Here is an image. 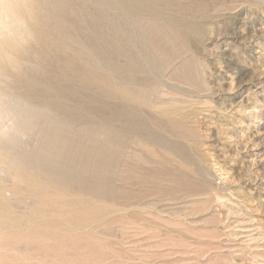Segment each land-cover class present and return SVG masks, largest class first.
Listing matches in <instances>:
<instances>
[{"label":"rangeland","instance_id":"374dc122","mask_svg":"<svg viewBox=\"0 0 264 264\" xmlns=\"http://www.w3.org/2000/svg\"><path fill=\"white\" fill-rule=\"evenodd\" d=\"M168 2L165 12L196 24L184 46L168 42L157 22L143 20L145 56L155 62L149 70L106 47L86 67L98 80L132 88L151 81L144 103H124L99 83L72 81L78 79L61 71L60 62L73 59L74 43L56 47L53 60L45 57L41 67H30V80L5 81L32 97L43 91L52 101L57 95V113L75 136L92 129L103 142L108 128L118 131L112 214L127 225L116 223L101 234L116 253L111 264H264V0ZM112 27L105 20L109 40L116 38ZM21 44L40 49L32 40ZM135 47L127 50L130 56ZM72 66L78 69L76 62ZM5 98L2 106L11 105ZM11 117L0 106V130ZM122 153L126 167L118 164ZM10 175L0 167L1 198L16 201L13 213H24L30 197L14 196Z\"/></svg>","mask_w":264,"mask_h":264},{"label":"bare ground","instance_id":"6f19581e","mask_svg":"<svg viewBox=\"0 0 264 264\" xmlns=\"http://www.w3.org/2000/svg\"><path fill=\"white\" fill-rule=\"evenodd\" d=\"M168 5V0L161 6L153 0H0V80H4L0 93H10L9 97L0 95V106L12 116L11 125L0 130V167L14 176L15 183L10 184L14 196L25 193L31 200L24 213L16 214L11 210L16 201L0 195V264H111L116 253L101 234L116 223L127 225L112 214L116 204L111 182L118 155L114 151L122 144L118 131L108 128L103 142L96 141L97 132L92 129L75 136L70 122L57 113V95L52 101L43 91L32 97L21 93L16 83L8 87L5 80H30V67H41L45 57L53 60L56 47L65 49L74 43L73 59L60 62L61 71L78 79L72 81L83 87L99 83L124 103H144L152 91L151 81L142 89L132 88L108 77L98 80L87 74L86 67L106 47L116 57H128L149 70L155 62L145 56L149 48L143 20L157 22L166 31L168 42L184 46L186 34L196 24L165 12ZM107 19L116 36L112 40L103 30ZM207 39L203 41L207 43ZM25 40H32L40 49L22 45ZM103 40L105 46H92ZM130 46L138 47L135 55L128 54ZM4 98L11 105L2 106ZM48 111L53 114L47 115ZM31 132L36 136L22 138ZM126 155L118 160L120 166H128Z\"/></svg>","mask_w":264,"mask_h":264}]
</instances>
